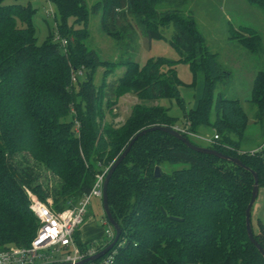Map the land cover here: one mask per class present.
<instances>
[{
    "label": "trees",
    "instance_id": "1",
    "mask_svg": "<svg viewBox=\"0 0 264 264\" xmlns=\"http://www.w3.org/2000/svg\"><path fill=\"white\" fill-rule=\"evenodd\" d=\"M6 1L0 0V251L12 243L28 247L37 234L39 221L27 189L44 202L48 196L41 185L33 186V172L18 156L28 153L62 178L53 206L62 210L90 192L97 175L112 165L138 131L154 125L179 129L178 119L161 99L177 101L188 131L182 134L190 142L240 159L264 187V146L243 148L248 115L239 99L218 90L231 72L208 47L194 16L184 11L190 0H99L93 6L101 12L102 32L126 51L137 44L133 21L149 39H164L163 30L174 27L170 44L194 75V105L189 110L180 95L176 60L160 56L143 65L131 58L105 60L87 45L90 8L85 0H48L55 4L59 21L41 44L34 9ZM247 1L264 9V0ZM167 2L173 7L161 11ZM240 28L249 32L243 36L244 45L259 51L263 36L251 27ZM121 66L124 73L108 81ZM100 67L105 71L98 83ZM126 93L135 94L139 102L116 127L108 114L115 115L114 106ZM250 102L256 123L264 124V69L254 78ZM163 163L184 167L168 172L161 168ZM253 184L250 170L194 151L169 133L152 131L139 137L108 185L109 208L122 230L115 245L116 263L264 264L246 227ZM252 229L264 249V222L258 219L255 230L252 221ZM79 237L80 230L74 239L83 249L110 243L105 229L99 241L83 243Z\"/></svg>",
    "mask_w": 264,
    "mask_h": 264
},
{
    "label": "rangeland",
    "instance_id": "2",
    "mask_svg": "<svg viewBox=\"0 0 264 264\" xmlns=\"http://www.w3.org/2000/svg\"><path fill=\"white\" fill-rule=\"evenodd\" d=\"M85 1L90 8V37L87 45L97 51L105 60L118 61L119 59L131 58L140 65H143L150 58L160 56L176 60L177 73L182 81L180 95L184 98L186 107L189 110L194 105V75L190 65L180 61V53L170 44V39L175 32L174 27L170 26L163 30L164 39H149L142 35L137 23L133 21L137 44L135 49L126 51L125 47L120 45L115 38L102 32L101 12L93 11V6L99 0ZM6 3L29 4L34 9L32 20L38 44L43 43L51 33H54L59 15L55 4L52 2L48 0H7ZM171 7H173L172 4L167 2L160 7V10H167ZM184 11L194 16L197 28L205 37L208 47L217 54L222 67L231 72V76L225 82L219 84L218 90L221 91L224 97L240 100L249 118L248 134L257 137L259 133V136H263V138L259 137L258 139L264 140V124L256 123V108L250 102L254 78L259 70L264 69V9L250 4L247 0H190L184 6ZM69 24H72V20H69ZM243 26L251 27L263 36V46L259 51L253 52L244 45L243 36H249V32H245L240 28ZM130 38V36H126L125 41H130ZM103 71H105V67H100L97 71L96 81L98 83ZM124 71V66L118 67L115 73L108 78V81L120 77ZM138 102L139 99L135 94H124L114 106L113 114L115 115L108 114L107 119L112 121L116 127L120 126L131 115L134 106ZM159 103L169 108V114L178 119L179 129H184V116L177 101L175 99H161ZM213 119L214 116L212 115ZM253 144L255 145V143ZM130 159L133 161L134 157L132 156ZM17 160L24 161L23 166L30 168L29 170L34 175L33 186L41 185L43 190L48 193L46 202L50 201L54 206L55 198L59 197H56V193L62 191L60 189L63 183L62 178L34 160L28 153L21 154L17 157ZM220 166L221 168L227 167V165L221 163ZM181 167L184 166L165 163L161 165V168L168 172ZM27 192L34 194L31 189H27ZM199 216V222H202L201 215ZM85 221L92 223L100 231L106 229L102 198H91L87 206ZM18 226H20V223ZM10 245L18 246L19 244L12 243ZM70 252L71 249H51L49 254H51L52 260H61L65 259Z\"/></svg>",
    "mask_w": 264,
    "mask_h": 264
},
{
    "label": "built area",
    "instance_id": "3",
    "mask_svg": "<svg viewBox=\"0 0 264 264\" xmlns=\"http://www.w3.org/2000/svg\"><path fill=\"white\" fill-rule=\"evenodd\" d=\"M63 43L65 45L66 41ZM178 130L188 132L186 129ZM199 137L205 142L212 141L210 137ZM215 138L218 136L215 135ZM109 168L97 175V180L90 192L77 204H71L62 210L55 209L50 201L44 202L37 195L29 194L31 208L39 221L37 234L28 247L12 246L0 251V264H117L115 247L100 258L84 262L108 244H92L83 249L74 239L76 231L80 230L85 222L86 210L91 198H102L103 183ZM105 225V235L108 242H111L115 237V230L107 220ZM51 249H71V252L65 259L52 260L49 254Z\"/></svg>",
    "mask_w": 264,
    "mask_h": 264
},
{
    "label": "water",
    "instance_id": "4",
    "mask_svg": "<svg viewBox=\"0 0 264 264\" xmlns=\"http://www.w3.org/2000/svg\"><path fill=\"white\" fill-rule=\"evenodd\" d=\"M152 131H163L166 133H169L177 138H179L180 140H182L183 142H185L187 144V146L189 148H191L194 151L197 152H201V153H206V154H212L221 158H224L226 160L232 161L236 164H238L241 167H244L248 170L251 171V173L253 174L254 177V184H253V188H252V194H251V199L250 202L246 208V227H247V233L249 236V239L251 240V242L258 248L259 252L261 253V255L264 257V249L262 248V246L258 243V241L255 239L254 237V232L252 229V219H251V211L252 208L258 198L259 195V178L258 175L256 174L255 171L249 169L246 165H244V163L238 159V158H234L228 155H225L215 149L212 148H208V147H204V146H198L193 144L192 142H190V140L187 139V137H185L182 132H180L177 128L175 127H170V126H166V125H154L148 128H144L140 131H138L129 141V143L127 144L126 148L123 150V152L118 156V158L113 162V164L110 166V168L108 169V172L106 174V177L104 179V183H103V189H102V203H103V209L105 212V216L109 222V224L113 227V229L115 230V237L114 239L104 248L102 249L99 253H97L96 255L86 259L84 262L86 261H90V260H94L97 258L102 257L103 255L107 254L110 250H112L115 245L118 243L122 230L120 225L118 224V222H116V220L113 218L112 213L110 211L109 208V204H108V185H109V181L114 173V171L116 170V168L120 165V163L124 160V158L127 156V154L129 153V151L131 150L133 144L135 143V141L149 133ZM155 175L158 177L160 176V172H159V168L156 167L155 169ZM58 264V263H57ZM59 264H64V263H59Z\"/></svg>",
    "mask_w": 264,
    "mask_h": 264
},
{
    "label": "crops",
    "instance_id": "5",
    "mask_svg": "<svg viewBox=\"0 0 264 264\" xmlns=\"http://www.w3.org/2000/svg\"><path fill=\"white\" fill-rule=\"evenodd\" d=\"M206 133L211 134L210 132H206ZM251 136L248 134V128H247L246 136L243 142V148L249 151H255V150L261 149L264 146V140L258 139V138L259 137L263 138V136H259V133H258V136L256 134L257 137H253V136L251 137ZM253 143H255V145ZM263 213H264V187H261L258 198L254 204L253 211H252V221H253L255 230H257L256 227H257L258 219H261L264 222ZM103 231L104 230L100 231L99 229H97V227L93 225L92 223H88L87 221H85L80 229L79 238L81 239L83 243H88L90 241H99L103 236Z\"/></svg>",
    "mask_w": 264,
    "mask_h": 264
}]
</instances>
